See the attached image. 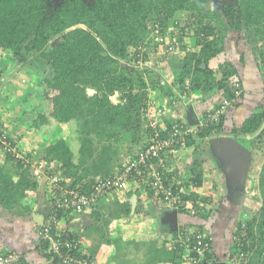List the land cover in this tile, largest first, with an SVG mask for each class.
Here are the masks:
<instances>
[{"label":"trees","instance_id":"obj_1","mask_svg":"<svg viewBox=\"0 0 264 264\" xmlns=\"http://www.w3.org/2000/svg\"><path fill=\"white\" fill-rule=\"evenodd\" d=\"M208 1L210 0H0V75L4 71L2 66L5 67L11 61L12 64L22 67L30 63L29 54L39 61L40 66L49 70H46V74L32 73L30 77L34 89L44 102V107L42 110H28L24 116L21 114L22 118L17 121L29 139L36 138L44 147L47 166L43 169V175L46 176L38 179L31 172L29 162L21 163L16 160L14 154L0 150V154H3L0 158V207L9 211L18 208L17 214L21 215V210L23 215L28 214L30 206L25 205L28 193L35 190L38 184L47 182L53 188L50 197L60 194L61 198L69 200L72 198L69 193L71 190L79 195H90L95 178L112 176L124 165L120 160L117 161L114 143L101 144L110 140L118 141L120 134L128 131L132 140L136 142L143 126L148 135L144 145L151 142L155 134L152 126L145 127L149 123L145 122L151 120L147 114L155 105L157 108L160 102L165 103L167 99L173 98L175 95L173 85L182 96L191 91L208 94L215 90L221 97L218 103L205 109L200 119H196L194 126L202 120L203 125L197 134L187 136L183 147L193 146L198 138L204 139L221 134L226 111L241 99L244 87L232 62L218 63L216 70L210 67L209 63L223 50L222 43L229 30L245 31L244 40L247 44H252L256 62L263 74L261 92L263 91L264 0H236L235 4L229 5L214 0L224 8V16L218 10H205ZM184 14L187 18L180 28L178 38L181 44L178 47L179 51L173 53H182L179 56L182 61L180 71L174 74L171 85L165 80L162 83L159 78L157 80L150 77L148 81L143 72L135 66L140 53L147 47L141 56L142 60H146L145 55L151 47L152 51L162 52L165 43H156L155 36L161 35L164 39L171 40V34L166 32L171 30L172 26L178 27L179 17ZM204 21L213 23L202 25ZM191 27L194 29L193 40L195 45L199 46L198 50L186 48V43L183 45L185 36L182 34L186 35V30ZM257 43L260 44L258 47ZM180 49H183L182 52ZM175 56L172 58H176ZM125 59L134 67L125 65L123 63ZM217 71L220 73V79L216 78ZM233 78L238 79L240 83L241 92L238 97H235V87L232 86ZM88 87L94 88L95 92H89ZM114 94L118 95L116 102L111 100ZM149 94H152L151 99ZM224 98L229 101L224 114L217 123L209 122L206 125L204 120ZM21 102L26 103V100ZM73 120L79 122L81 132H84L77 161L74 160V153L64 139L53 138L59 125ZM164 121L167 130L159 132L161 134H166L175 123L178 126L186 125L182 117L176 122ZM1 130L3 129L0 127ZM6 135L12 146L17 145L16 138L8 133ZM232 135L230 141L236 146L245 143L249 150L252 147L253 150L256 148L264 150V107L260 106L242 122L240 127L232 129ZM208 141L211 147L215 145L226 149L229 145L228 141L220 138L212 137ZM98 144L99 149H96L98 147L95 145ZM207 151L212 155L211 151ZM194 153L196 155L194 157L198 158L197 148L194 149ZM8 162L11 163V167L9 166L11 170L6 169ZM156 162V167L165 171L166 177L171 179V172L167 171L169 168L164 167L163 162L158 160ZM203 162L205 160L190 165L192 177L189 180L194 187H201L203 183ZM258 176L260 207L250 219L235 221L239 231L237 236L240 237L237 241L240 242L230 246L229 255L225 256L234 260L242 251L248 255L249 264H256L259 259L258 264H264V162ZM52 179L55 180L51 183ZM130 181L124 189L127 194L131 195L133 188L135 192H146L147 197H156L153 190L139 185L141 182L138 175L131 174ZM177 187L182 189L180 185ZM119 192L121 191L112 192L114 199L112 198L108 205L100 201L111 193L95 198L89 207H81L78 210L77 206L72 204H68L67 208L56 205L46 208L44 220L54 214L56 219L66 222L71 213L80 211H90V216L93 217L89 231L87 227L82 233L88 236L92 235L93 231L96 232L92 238L93 245L86 253L80 246L83 241L80 234L68 228L58 230L55 226L51 230V236L59 244V248L62 247L63 240H68L69 243L76 241L73 250L75 257L86 259L87 263L92 264H97L94 256L97 247L102 243L116 246L109 260L111 264H158L168 258V261L176 264H191L193 253L185 251L180 244H175L177 233L188 229L180 226L173 230L169 239L170 244L167 246L148 244L149 252L144 260L146 263L134 259L125 262L124 258L127 257H123V253L126 255V251L122 248L127 245L119 244L122 238L111 235L108 229L112 218L127 217L130 213L128 202L120 203ZM183 195L185 199L195 204L196 209L203 210L201 215L205 218L213 212L212 209H216L209 208L195 192L183 191ZM25 207L27 209L23 210ZM243 222L246 224L245 228H241ZM174 244L176 248L173 247ZM49 246L48 241H44L42 244H36L35 249L44 258L52 259ZM64 250L69 251L68 246ZM181 251L186 255L178 254ZM10 252L18 255L19 264H28L23 253L10 248L1 249L0 257ZM210 257L212 253H206L197 264H206ZM212 258L215 262L225 264L217 256Z\"/></svg>","mask_w":264,"mask_h":264},{"label":"crops","instance_id":"obj_2","mask_svg":"<svg viewBox=\"0 0 264 264\" xmlns=\"http://www.w3.org/2000/svg\"><path fill=\"white\" fill-rule=\"evenodd\" d=\"M240 47L238 46L237 53L239 55L237 57V61L235 62L232 59H229V60L234 64L236 68L238 78L241 80L243 87H244V94L240 100L238 99L236 101L237 104L233 105L232 108L228 110L227 114H225L224 119H223L222 133L219 135H213V136H210L204 139L198 138L196 139L195 144L193 146L186 145L185 147L181 148L178 151L175 157H172V158L169 157L163 161V166L166 167L167 169L169 168L167 171L171 172L172 178L176 179L179 182L180 187L183 189L185 193L187 192L197 193L199 195L198 198L203 199L204 201L206 199L205 202L209 208L213 207V208H216L217 210H219V208L217 207L218 205L221 206V204H225L226 202L225 198L230 190L228 184H226L227 183L226 179L227 181L230 180L229 178L226 177V173L227 175L229 173L228 171H226V169L229 170L228 169L229 167L225 168L224 166V169H223L221 167L223 162L219 161L216 158V156L220 155L221 153L220 151L224 148L222 147L220 148L215 145L211 147L208 145L209 143L208 140L212 137L220 138V139L221 138L222 139L232 138L233 136L232 129L238 128L241 126L242 123L240 124L239 122L245 118L246 116L245 114L251 115L255 110L260 108V105H259L260 98H258V95L260 94L261 89L259 91L257 90L254 92H251V91L249 92L247 90L245 80L243 79V74L246 73L245 69H255L256 67L255 55L251 53L253 51H251V48H249L248 46L241 44ZM244 56L247 57L245 64H243ZM171 61L176 62V58H172ZM2 68L4 69V71L0 75V127L3 130H5L7 133V130H8L7 127L10 125L9 127L12 128L11 125L13 126V124L17 122L16 121L17 119L14 118V116H12L8 112V110L6 109L7 106H5L4 108L2 107V105L3 103L8 102L5 99L8 93L7 92L8 85L17 84L15 82L16 81L15 78L18 77L19 74H21V71L24 67L15 66L12 63H8L5 67L2 66ZM168 68L169 66L164 64L163 68L162 66L157 67V72L161 70V74L159 76L160 80H165L166 83L171 85L174 74L176 73V70L170 71V69ZM18 85H21V84H17V88L20 89L19 88L20 86ZM174 88H176L175 85L172 86V90L173 92H175V95L173 96V98L171 97V103H169L168 105L169 107H166L163 103L160 102L159 106H157L155 110L153 109L154 111L152 110L154 112V115L158 118L159 130L157 131V133H159V131L165 132L166 128L165 126L163 127V124H162L163 122H165L164 120H170V122H174V120H177L183 117V113L186 112V107L183 104L186 102V100L188 102L190 99L191 101L192 100L194 101V103H192L193 105L186 102L190 104L189 106H193V107L190 109L191 110L190 112L188 111L189 114H187V116L185 115L187 118L193 119L194 121H196V119L198 118L200 119L205 109H208V107H211L213 105V100H210V101L208 100V103L210 104L206 105V102H205L206 100H199L196 97L191 96L190 99H187L182 95L178 97V92H176L177 88L176 90H174ZM22 91H24L23 85H22ZM248 93L250 95L246 96V94ZM255 93L257 94L254 95ZM193 94H196V93H193ZM117 96H118L117 94H114L111 97V100L113 102H116L117 100L116 101L114 100L116 99ZM151 97H152V94H149V99H151ZM201 101H203V103ZM248 103L250 104L251 108L245 109V106ZM200 106H203V108L201 109ZM241 109L244 111V114L238 115V111L240 112ZM11 110L13 111V109ZM201 110L203 111L200 113ZM61 126H64V123L61 124ZM8 131L10 134L13 133L10 129ZM25 140H29V142L31 141V139H25ZM147 140H148V135L144 131V127H143L141 128L140 134L138 136V140L134 142V145L131 147V149H133L132 150L133 154L132 153L131 154L134 156V154L139 149V147L143 146L147 142ZM204 146H205V149L211 151L213 155H208V154L201 155L202 158L204 156L208 157V158L203 159L205 160V162H203L202 164L204 168L202 169L203 170V183L201 187H194L193 184H191L190 186H188L191 189L187 190L186 180L183 179V177L186 178L185 172L188 170L191 163H188L189 160L188 161L186 160L183 161V160L190 159V157L192 158L195 155L194 153L195 148H197V151L203 152ZM25 148H27V146ZM199 154L200 152L197 154V156L200 157ZM125 155L126 154L121 155L120 162L122 164L126 163L129 159L132 158V156L131 157L128 156V152L126 155L127 158ZM214 155H215V158H214ZM2 157H3V154H0V158ZM261 165L259 169L261 168ZM227 166H228V163H227ZM175 167L176 169L173 170V168ZM6 169L7 170L10 169L9 165H7ZM187 181H190V180L187 179ZM39 187H43V185L39 184ZM132 190L133 192H130L131 195L127 194L126 190L121 191L118 194V196L120 197L119 199L120 203H123V202L127 203L130 201V203L132 204V206L130 207V213L127 215V217H121L118 219L112 218L108 225V229L111 235L120 236L122 238V242L119 244L127 245V247L125 248L127 258L128 256L135 257L137 261H141L142 259H144L143 253L139 254L141 253L139 250L140 247H141V250H146V246L143 244H158L159 246L162 244L164 246L165 245L167 246L168 244H170L169 239L172 236L173 230H175L179 226L185 227L188 229H197V228L200 230L204 229L208 234L212 236L213 228L219 225L218 230H221V228H223L222 229L223 233L221 232L220 234V236H222V234L224 235V233L226 232L225 227L229 225V222L226 221V216L229 215L228 213H226L225 217L222 218L221 214H218V212H216L219 218L217 216L216 218L217 220H214V221L209 219L210 215L208 218L203 217L204 215H201L203 214V210L200 211L199 215L191 216L186 212L185 213L179 212V211L176 212L175 210L163 204L158 198H157L158 200L149 199L148 201L147 200L145 201L144 199L147 198L146 192L138 191L139 192L138 193V192H135L133 188ZM34 194L38 195V192H34V191L32 192L31 190L29 195L25 199L26 200L25 204H28V206H30V208H28L29 213L24 214V215L21 214L22 217L29 216L28 221H23L22 219L17 220L18 218L16 217L18 216L15 215L14 212H16L17 211L16 209L18 208H15L13 211L12 210L9 211V210H6L0 207V212L3 214L1 215L4 218V219L3 218L0 219V250L4 248H10V249L23 253L25 257L27 258L28 264H55L52 259L47 258V257L44 258L35 249V246L37 244V241L35 240L37 236L36 229H37V226L40 227L43 224L46 211H43V209H40L41 207L38 206L39 203L37 201H34V202L30 201V199L33 197L32 195ZM113 196H114L113 193L107 195V197L101 199L100 203L102 204L105 203L106 205L110 204L112 202ZM129 196L131 198H129ZM207 197H210L211 202L207 201L208 199ZM219 200H221L220 204H218ZM150 201L153 203H151ZM157 201L161 202L164 208L160 209L159 206L155 208L156 204L158 203ZM199 206L202 207L201 205ZM216 209L214 210V213L215 211H217ZM89 212L90 211H85L84 215L82 216L76 215L77 219H74V217L69 215L68 220H66V223L68 224L62 225V219H59L57 222V226H56L58 230H64L65 228H68L70 231L80 234L82 236L81 238H83L82 239L83 241L80 244L82 245L85 244L86 250L90 248V246L93 245L92 238L94 237L93 234L92 235L89 234L88 236L82 234L84 230L87 229V227L89 228L92 222L93 217L90 216L91 213ZM185 214L189 215V217L186 216ZM70 221L71 223L69 224ZM229 221H230L231 228L234 225L233 228L236 229V225L234 224L233 220H229ZM60 224H61V227H59ZM220 225L222 227H220ZM234 234H236L235 230H234ZM212 238L214 241V235L212 236ZM222 240H224V238H222ZM133 244L134 246H132ZM115 248L116 246L111 245V244H106V243L100 244V246L97 247V250L94 256L96 262H100L102 264H111L109 260L112 257V253H114ZM147 251L149 252V246L147 248ZM148 252L146 254H148ZM212 253L214 257L217 256L220 259H223L222 257L226 256V255L221 256L220 253L216 251L214 245H213ZM129 259H132V258H129ZM168 260L169 258L165 262L158 263V264H176ZM213 262L215 261L212 258H209L206 264H210Z\"/></svg>","mask_w":264,"mask_h":264},{"label":"rangeland","instance_id":"obj_3","mask_svg":"<svg viewBox=\"0 0 264 264\" xmlns=\"http://www.w3.org/2000/svg\"><path fill=\"white\" fill-rule=\"evenodd\" d=\"M228 1L227 0H221L219 2H221L220 4H226V5H229L233 2H236L235 0H233V1L228 0ZM210 9L218 10L219 13L224 16V14H223L224 8L223 7L221 8V6L218 3H216L214 0H210L206 4L205 10H210ZM179 18H180L178 21L179 25H177L178 27L172 26L170 28L174 32L172 36H176L178 38H179L180 33H177L176 30L180 31V28H181V26H183V22H185L187 16L184 14ZM207 23H213V22L204 21V23H202V25L207 24ZM186 31H187L186 35L182 34L183 37L185 36L183 45L185 46V43H186V46H185L186 48L189 47V48L198 50L199 46H196L195 42H194V40H195L194 39L195 38L194 29L191 27V28H188V30H186ZM235 31L236 30L231 29L226 33L224 40H223V43H222L223 50L221 51V53L216 58H214L210 61L209 66L212 67L214 70H216V68L218 66L217 64L222 63L223 61H227V63H228V62H231L229 59H232L233 61L236 62L237 57L239 55L237 53L238 52V46L240 47L241 44L248 46L249 48L252 47L251 43L247 44V41L244 40L243 33L245 34V31H243V30L237 31L239 33L235 32ZM170 32L171 31H167L166 33L170 34ZM193 45H194V47H192ZM259 45L260 44L257 43V47ZM182 50H181V52H182ZM251 51H253L252 48H251ZM173 53H176V52H174V51L173 52H165L164 50H162V52L152 51V47H151L148 50L147 54L145 55V56H147V59L141 60L140 62H137V64L135 66L138 67V69H140L143 72L145 78H147L148 81H149L150 77L152 79L156 78L158 80V78L161 74V70H159L157 72V67L162 66V68H163L164 64L169 66L168 69H170V71L176 70V73L180 71L182 61L179 58V56L182 53H179V54H173ZM251 53L254 54V52H251ZM175 55H178V56H175ZM29 56H30V58H29L30 63L28 62V64H24L23 65L24 68L22 69L21 74H19V76L15 78V80H16L15 82L17 84H21V85H18V86H20L19 88L21 90L17 88V84L8 85V88H7L8 93H7V97L5 99L9 103L4 100L6 103H3V105H2V107H4V108H5V106H7L6 109L8 110V112L12 116H14V118L17 119V120L15 119L16 121H18V119H20L21 114H22V116H24V114H26V112L28 110H33V109L42 110V108L44 107V102L41 100L38 91L34 89V84H32V82L30 81V77H31L32 73L38 72V73L46 74V70L47 71H49V70H48V68H46L44 66H40V64H38L39 61L35 57H33L30 54H29ZM173 56L176 57V62L171 61ZM143 59H144V57H143ZM2 60H6V59H2ZM246 60H247V57L244 56L243 64L246 63ZM11 63H12V61H11ZM123 63L125 65H129L130 68L134 67L132 65V63H130V61H128L127 59L123 60ZM255 64H256L255 69H245L246 73L243 74V79L245 80V84H246L247 90L249 92L250 91L254 92L257 90L259 91L263 85V76H262L263 74H262V71L260 70V68H258L259 65H258V62H256V59H255ZM15 66L22 67L21 65H18V64H15ZM216 78L220 79V73L218 71L216 72ZM161 82L164 83L165 81L161 80ZM22 85L24 86V91H22ZM174 90H176V88H174ZM89 92H95V91L89 90ZM176 92H178V91H176ZM193 93H196V94H193ZM257 93H259V92H257ZM257 93H255L254 95H256ZM249 95H250L249 93L246 94V96H249ZM178 96L180 97L181 95L178 93ZM191 96L196 97L199 100H206L205 101L206 105L210 104V103H208V100L209 101L213 100V104H215V103H218L220 98H221L218 94V91L216 92L215 90L211 91L208 94H203V93L198 92V91H196V92L191 91L190 93L184 94V97L187 99H190ZM258 98H260L259 105L263 108L264 107V98H263L261 91H260V94L258 95ZM24 99L26 100L25 104L23 102H21ZM116 100H118V97H116V99L114 101H116ZM186 102H188V101L186 100ZM186 102L183 104L186 107V112H184V113L182 112L183 113L182 119L185 120L190 125H195L196 122L193 119L186 117L187 114H189V112L191 111L190 109L193 107V106H189V105L190 104L193 105L192 103H194V101L193 100L191 101V99H190L188 102L190 104H188ZM201 102L203 103V101H201ZM169 103H171V99H167V101L163 104L166 107H169L168 106ZM155 108H156V105L154 106V110H155ZM200 108L202 109L203 106H200ZM208 108H210V107H208ZM231 108H232V106L228 107L226 114H227L228 110ZM249 108H251V106L248 103L245 106V109H249ZM11 109H13V111ZM234 110H235V108H234ZM153 111L151 110V112H149L147 114V116H149L151 120L145 122V123L149 122L148 124H146L145 127H147V126L151 127L152 126V128H154L153 134H156L157 131L159 130V124H158V118L155 115H152V114H154ZM202 111L203 110H201L200 113ZM242 114H244V111L241 109L240 112L238 111V115H242ZM245 115H246L245 118L250 116V114H245ZM243 120L240 121L239 123L241 124L243 122ZM174 122H176V120H174ZM162 124H163V127L165 126V128H167L164 122ZM9 126L7 127L8 130L10 129L13 132V133H11V136L14 139L16 138L18 140L17 145H15L17 152H18V156H16V160L20 161L21 163L22 162H29V165L31 167V169H30L31 172L34 175H36V173H38L39 178H40L41 174H44L43 169H45L47 166L44 147L41 146L37 142L36 138L31 140L30 142H29V140H25V139H29V138L25 134V130L18 124V122H15L13 124V126L11 125L12 128H10ZM81 129H82V127L80 126L79 122H77L76 120L75 121L73 120V121H69L67 123H64V126L60 125L58 127L56 133L53 136L54 139L62 138L68 143L69 147L71 148L72 152L74 153V160L75 161H77L78 150L80 147L81 139L83 138L82 136H84V132L82 133ZM8 130H7V133L10 134ZM92 136H93V134H92ZM228 142H229L228 147L225 150L222 149L220 151L221 152L220 155L216 156V158L219 161L223 162L222 166H221L223 169H224V166H225V168L229 167L228 168L229 170L226 169V171L229 172L228 175L226 173V177L229 178L230 180L227 181V179H226L227 183L225 181L224 182L226 184H228L230 190H229V193L227 194V196L225 198V200H226L225 204H221V206L218 205L217 207L219 208V210L216 209L217 211H215V213H214V210L212 209L213 212L210 213V218H209L210 220H213V221L217 220L216 218L218 215L216 214V212H218V214H221L222 218L225 217L226 213L229 214L228 216H226V221L229 222V225L225 227L226 232L224 233V235L222 234V236H220L221 232L223 231L222 230L223 228H221V230H218L219 225L215 226L212 230V236L214 235V241L212 238L213 245H214L216 251L218 253H220L221 256H224V255L228 256L229 255L228 251L230 250V246L234 245L235 243L239 244V242H240V241H237L240 239V237L237 236V234L239 233L238 228L234 229L233 228L234 225L231 228L229 220H233L234 224H235V221H238V220H240V221H242L244 219L248 220L253 216L254 213H256L258 211V209L260 207L261 201H260V198L258 196L259 192H258L257 186H258V180H259L258 175H259V171H260L259 167H260L261 163L264 162V150H260L257 148L253 150V147H252V149L248 150V159H247L246 169L244 172H242V170H239V166H238V164H239L238 161L240 159H243V153H242L241 146H236L231 141H228ZM108 143H114L113 148H115V150L117 152L116 155H118L117 161H119V160L121 161V155H124V154L127 155V152H128V156L133 157V155H132L133 149H131V147L134 145V141L131 138L130 131L122 132L119 136L118 141L114 142V141L110 140V141H106V142L102 143L101 145L108 144ZM26 146H27V148H25ZM95 147H98L96 149H99V144L95 145ZM118 151H119V153H118ZM199 152H200V154H199L200 157L197 156L198 158H195L196 157V155H195V157L193 156L192 158L190 157V159H184L183 161L189 160L188 163H191V164H195V162L200 163L203 160L201 155H203V154L207 155L208 151H207V149H205V146H204L203 152L202 151H199ZM216 155H217V153H216ZM115 156L112 158V162L114 161ZM204 157L208 158L207 156H204ZM126 158H127V156H126ZM214 158H215V155H214ZM194 160H196V161H194ZM225 163H226V165H225ZM227 163H228V166H227ZM241 164H242V162L239 165L241 166ZM8 165L10 166L11 163L8 162ZM202 169H204V168L202 167ZM185 176H186V178L183 177V179L186 180V184H187L186 189L190 190L191 188L188 186H190L192 183L190 181H187V179L192 177V174L190 172V166H189L188 170L185 172ZM98 178H100V177L95 178V180ZM240 182H241V184H240ZM42 185H43V187H39V184H38L37 187L35 188V190H32V192L33 191L38 192V195L37 194L32 195L33 197L31 196L32 198L30 199V201L31 202L37 201L39 203L38 206L41 207L40 209H43V211H47L46 208L49 209L51 207V205L54 206L57 204L56 198H59L61 195L59 194L56 197H50V194L52 195L51 191H53V188L51 187L52 185H50L49 183L42 184ZM129 198H131V197L129 196ZM207 198H208L207 201L211 202L210 197H207ZM149 199L154 200L157 198H155L153 196H149L144 200L148 201ZM205 201H206V199H205ZM220 201L221 200H219L218 204H220ZM28 202H29V200H28ZM157 202L158 203L156 204L155 208H157L158 206L160 209L164 208V206L162 205L161 202H159V201H157ZM151 203H153V202H151ZM128 204L130 207L132 206L130 201L128 202ZM26 209L27 208L25 207L23 210H26ZM22 212L23 211L21 210V214H22ZM14 213H15V215L18 216V217H16V218H18L17 220H21V219L23 221L29 220V216L22 217L20 214H17L16 212H14ZM205 213H207V212L205 211ZM1 214L2 213L0 212V219L3 218V216H2L3 214L2 215ZM76 215L82 216V215H84V212L80 211L77 213L76 212L71 213V216L74 217V219H77ZM185 215L189 217V215H187V214H185ZM30 217H31V215H30ZM218 218H219V216H218ZM70 223H71V221L69 222V224ZM63 224H68V223L62 222V225ZM243 224H244L243 228H245L246 224L244 222H243ZM59 227H61V224L59 225ZM220 227H222V226L220 225ZM27 228H28V226H27ZM89 229L90 228H88L87 230L89 231ZM36 230L38 232L40 230V227L37 226ZM234 230L236 231V234H234ZM203 232H206V231L203 229ZM92 233L96 234L95 231H93ZM224 236H226V237H224ZM222 238H224V240H222ZM37 239H38V234H37L35 240L37 241ZM93 242H94V239H93ZM84 245L85 244H83V245L80 244L81 249L86 253V245L85 246ZM143 245L146 246V250H141V247H140L139 250L141 253H139V254L143 253L144 259H142V260L144 263H146V261H144V260H145V256L148 255V254H146L148 252L147 251L148 244H143ZM99 246H100V244H99ZM128 246H130V245H128ZM132 246H134V244ZM126 247H123L122 249L125 251ZM238 256H239V254L237 255L236 258H234V260L222 257L223 258L222 262L225 264H234V262L236 264H249L247 254L245 255L246 261H244L243 263L240 261ZM123 257H126V255L124 253H123ZM129 258L136 260L135 257L128 256V258H124L125 262L128 260H131ZM142 260H141V262H142ZM137 262H140V261H137ZM258 263H260V259L256 261V264H258ZM97 264H102V263L97 262Z\"/></svg>","mask_w":264,"mask_h":264},{"label":"built area","instance_id":"obj_4","mask_svg":"<svg viewBox=\"0 0 264 264\" xmlns=\"http://www.w3.org/2000/svg\"><path fill=\"white\" fill-rule=\"evenodd\" d=\"M171 40H166L161 35H156L154 40L156 43H165V52H178L179 42L178 37L172 36ZM180 33L179 30H176ZM147 50L143 48V51L139 55L137 62L142 59L143 52ZM238 79H232V86L235 87V97H238L241 92L240 83ZM234 92V91H233ZM264 96V89L262 91ZM229 104L227 99H223L222 103L216 106L211 113L208 114L204 123H217L220 116L224 114L226 106ZM185 126L173 124L172 128L167 131L166 134L156 133L151 142L147 143L143 147H139L134 156L129 159L120 170L115 171L112 176L98 178L93 184V189L90 195L78 194L76 191L71 190V199H63L61 196L57 198V207L64 206L67 208L68 204L77 206V210L81 207H89L90 202L102 195L112 193L114 191H122L129 185L130 175H138V179L141 182V187H148L154 191L155 196L166 206L175 211H185L190 215H197L201 209H196L195 204L185 199L182 189H179L177 185H180L176 179L167 178L165 171L156 167V160L163 162L166 158L175 157L178 151L185 145V140L188 135L197 134L203 125V120L196 126L190 125L185 122ZM0 150L7 151L10 154L18 156V152L15 146L11 145V142L7 139L6 132L0 131ZM38 179L39 174L36 173ZM41 174V177L42 178ZM46 176V175H43ZM55 179L51 180V183ZM49 183V182H47ZM50 184V183H49ZM67 192V190H65ZM58 218L55 215H50L42 224V229L38 231L37 244H42L44 241H48L50 244L49 250L52 255V259L57 263L62 264H92L87 263L86 259L77 258L73 254V250L76 247L77 242L69 243L68 240L61 241L63 249L59 248V244L52 238L51 230L57 226ZM244 224H241L243 228ZM175 244H180L185 251L193 253L191 258V264H197L207 254L211 252L212 244L211 238L200 230L183 229L177 233L175 237ZM175 244L173 245L174 248ZM179 245V246H180ZM68 246L69 251L64 250ZM239 259L243 263L246 261V253L239 252ZM19 264L18 255L15 253H9L6 256L0 257V264Z\"/></svg>","mask_w":264,"mask_h":264},{"label":"water","instance_id":"obj_5","mask_svg":"<svg viewBox=\"0 0 264 264\" xmlns=\"http://www.w3.org/2000/svg\"><path fill=\"white\" fill-rule=\"evenodd\" d=\"M88 90L90 91H95L94 88L92 87H88ZM221 140H226V141H230L231 138H226V139H222ZM238 146H241V149H242V153H243V159H240L239 160V164L242 162L241 166L238 164L239 166V170H242V172L245 171L246 169V164H247V159H248V147L247 145L244 143V144H239ZM243 176V175H242Z\"/></svg>","mask_w":264,"mask_h":264},{"label":"clouds","instance_id":"obj_6","mask_svg":"<svg viewBox=\"0 0 264 264\" xmlns=\"http://www.w3.org/2000/svg\"><path fill=\"white\" fill-rule=\"evenodd\" d=\"M247 137H249L248 135H247ZM176 212H178V211H176ZM186 213H188V212H186ZM190 215V214H189ZM194 216V215H193ZM42 226V225H41ZM191 230H200V229H191ZM200 231H202L203 232V230H200ZM203 233H205L206 235H208L210 238H211V244H212V249H211V252L210 253H212L213 252V242H212V237L208 234V233H206V232H203ZM209 253V254H210ZM178 254H180V255H182V256H185L186 254L183 252V251H181L180 253H178ZM212 257H213V253H212ZM212 257H210V258H212ZM224 258H226V257H224ZM213 259V258H212ZM54 261V260H53ZM207 263V262H206ZM210 264H220L219 262H213V263H210Z\"/></svg>","mask_w":264,"mask_h":264},{"label":"flooded vegetation","instance_id":"obj_7","mask_svg":"<svg viewBox=\"0 0 264 264\" xmlns=\"http://www.w3.org/2000/svg\"><path fill=\"white\" fill-rule=\"evenodd\" d=\"M219 1H221V0H217V2H219ZM228 1V0H227ZM233 1V0H232ZM236 1V0H235ZM229 2V1H228ZM236 2H233V4H235Z\"/></svg>","mask_w":264,"mask_h":264}]
</instances>
